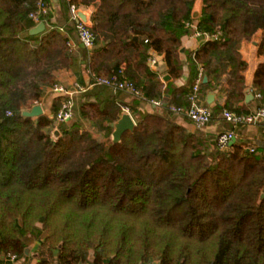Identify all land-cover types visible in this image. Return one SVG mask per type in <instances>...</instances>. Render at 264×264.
I'll return each instance as SVG.
<instances>
[{
	"label": "trees",
	"instance_id": "trees-1",
	"mask_svg": "<svg viewBox=\"0 0 264 264\" xmlns=\"http://www.w3.org/2000/svg\"><path fill=\"white\" fill-rule=\"evenodd\" d=\"M60 1L64 23L50 15L46 31L31 36L38 0H0V257H25L42 242L39 264H264V158L245 143L220 149L218 136L188 131L170 110L188 105L200 77L201 104L210 92L227 97L213 114L264 108V63L254 76L256 107L231 105L245 98L243 43L258 39L264 56V0H201L197 20L200 0H70L77 9L96 6L85 71L122 73L144 98L131 96L127 105L125 92L95 86L81 93L74 118L56 126L49 115L23 113L44 101L56 73L81 67L79 52L86 53L67 45L76 28ZM187 22L219 38L190 54L189 87L178 104L165 98L148 62L152 53L164 56L168 73L182 75ZM225 66L231 72L219 88ZM52 96L55 115L64 96ZM153 100L163 103L159 111L140 110ZM127 108L137 126L114 144L111 124ZM229 125L234 134L247 128Z\"/></svg>",
	"mask_w": 264,
	"mask_h": 264
},
{
	"label": "crops",
	"instance_id": "crops-1",
	"mask_svg": "<svg viewBox=\"0 0 264 264\" xmlns=\"http://www.w3.org/2000/svg\"><path fill=\"white\" fill-rule=\"evenodd\" d=\"M65 2H67V4H69V14L71 15L70 9H71V4H70V0H65ZM52 3V22H54L55 24L58 22V19L61 21V23H64L62 20V12H61V1L60 0H51ZM199 9V16L198 18L201 16V12H202V1H198L194 7L193 10V18H194V12L196 11V9ZM91 8H96V6L94 5L93 7L87 8L84 6H81L78 8V11H82L84 13H86L89 17V23L90 25H92V15L93 12L91 11ZM198 18H194L195 20H197ZM61 28L62 25H59ZM64 26V25H63ZM67 30H66V33ZM260 36V35H259ZM69 37L70 40L73 44V46L75 47V49L78 50H84L86 53L84 54V56H82L83 54H81L79 52V61H80V65L81 67H77L73 70H61L58 73H56V77L58 79V84L64 86L65 88L69 89V90H73L75 84H80V80H84L85 86H89L91 79L90 76L88 75V71H85V69L83 68V66H85L86 61H89L92 50H88V49H83L82 48V44L79 41L78 38V34L76 32V30L72 33H69ZM182 45L180 48V59L181 62L183 63V72L182 75L177 78L174 79L169 73L168 70L165 74H159L153 71V68L155 67H151L149 62L148 65L151 68V70L158 74V80L161 82L162 86V91L164 92V96L165 98L170 101V102H176V103H181L183 101H185L183 99V97H181V93L183 90H185L186 88H188L189 86V81H190V76H191V72H190V68H189V56L191 53H193L194 51L198 50L202 44L204 43L202 40L196 39L194 37H192V35L190 36H186L182 38ZM255 42H259L258 39H255L252 42H245L243 43L242 49H241V54L242 57L244 59V61H246L248 63V70L245 73V83H246V88H250L251 89V93L254 95V99L252 101H250L249 103H246V94L244 91V101H240L237 102L235 99L231 100V105L235 106V107H239L242 108L246 105H250V109H254V107H256V95H255V89H254V76L255 73L259 67V65H261L262 63H264V56H260L258 54L257 51V47L255 45ZM164 57V56H163ZM165 58V57H164ZM166 63V61H165ZM158 65V64H157ZM168 67V66H167ZM231 72V68L229 66H225L222 68V74H221V81L218 83L219 84V88H222L224 86L225 81L227 80V78L229 77V73ZM168 76L170 77L168 80H166L168 78ZM93 89V88H91ZM90 89V90H91ZM52 91L51 89L47 91V97L44 99V101L37 105V106H41L43 109V115H49V117L51 119H53L54 114H52V107L54 104V99L55 97L52 96ZM210 93H214L215 94V99L214 102L209 105L207 100H208V96ZM205 96V103L207 106H210L212 108V106H223L226 101H227V97L223 96L221 93L219 92H210ZM50 95V96H49ZM82 94H76L75 96V109L78 110V106H79V102H80V98H81ZM120 98L122 100V102H124L127 105H130L133 101V98L127 94V93H122L120 94ZM140 110L142 111H146L149 113H154L156 111H159L158 109H155L153 106L146 104L144 107H141ZM229 110V109H228ZM231 111V110H230ZM233 112V111H232ZM124 113H129L130 109H124ZM123 113V114H124ZM236 113V112H235ZM132 118L134 119V121L136 122L134 116L131 114ZM172 118L175 120V122L183 127H185L186 129H188V131L190 132H195V133H199L202 134L204 137L208 138V139H212L215 140L217 138L218 135L225 133L227 131L232 130L231 125H229L222 117V113L221 114H214V119L213 121L206 127L204 128H198L196 127L186 116H182V115H172ZM59 126V125H58ZM235 135H236V142L239 143H245L250 147H254L257 150V156L259 158H264V126L263 125H256V126H249L247 128H241L235 131ZM42 242H36L34 244H32L28 249H30L29 254H25V257H19V258H13V257H0V264H39L40 261V247H41Z\"/></svg>",
	"mask_w": 264,
	"mask_h": 264
},
{
	"label": "built area",
	"instance_id": "built-area-1",
	"mask_svg": "<svg viewBox=\"0 0 264 264\" xmlns=\"http://www.w3.org/2000/svg\"><path fill=\"white\" fill-rule=\"evenodd\" d=\"M52 3L48 0H38L37 8L29 14V19L32 20L36 26L41 23H45L44 20L49 18L52 14ZM71 20L75 23L76 32L78 34L79 41L88 50H93L96 44V36L92 32V26L82 22L78 16V9L75 6H71ZM186 26L192 29V37L202 40L203 42L217 40L219 34L210 35L208 33H202L198 30L197 24L193 22H187ZM58 31L62 34L66 33L65 28H58ZM67 45L74 48L71 41H68ZM154 53L149 60L151 67L157 66L158 62ZM90 76L91 82L89 86H82L75 84L73 90H69L62 85H55L51 88V91L56 94H61L64 99L57 113L53 116L55 125L66 124L70 122L75 116V96L81 94L87 90L95 87L102 86L116 91H122L130 96L137 98H144L143 93L135 86L134 83L123 80L122 73L114 75L112 77H100L93 74L91 71L87 72ZM202 85V78L200 77L193 86L189 97L187 106H172L171 112L175 115L186 116L196 127L204 128L208 126L213 120V110L210 106L200 103V91ZM259 97V95H258ZM149 105L155 109H161L163 103L160 100H153L148 102ZM223 119L232 125L249 127L256 125L264 126V108H258L257 110L249 114H238L228 109H224L222 113ZM236 139V135L233 132H225L218 135L217 145L220 149L226 150L230 143ZM248 152L254 153L255 149H248Z\"/></svg>",
	"mask_w": 264,
	"mask_h": 264
},
{
	"label": "water",
	"instance_id": "water-1",
	"mask_svg": "<svg viewBox=\"0 0 264 264\" xmlns=\"http://www.w3.org/2000/svg\"><path fill=\"white\" fill-rule=\"evenodd\" d=\"M91 11H94V8H91ZM78 16L79 19L86 23L89 24V17L86 13L82 12V11H78ZM199 16V9L197 7L196 11L194 12V18H198ZM46 31V24L45 23H41L38 26H36L35 28H33L30 31V35L31 36H38L43 34ZM138 38H135V41H137ZM259 42H255V45L258 46ZM83 49H86L84 45H82ZM158 65L153 68V71L159 74H165L168 70L167 64L165 63V58L163 56H156ZM170 77L168 76V78L166 80H168ZM204 84L208 83V78L205 77L203 80ZM245 94H246V103H249L250 101H252L254 99V95L251 93V89L247 88L245 90ZM215 99V94L214 93H210L208 96V104L211 105L214 102ZM43 115V109L41 106H35L31 111H27L23 113V116L27 117V118H39L40 116ZM137 124L134 121V119L132 118L131 114L129 113H124L122 115V117L120 118L119 121H117L116 123L111 124V127L113 128V133H112V142L114 144H119L122 141V137L126 132H134L135 128H136ZM55 138H58L60 136V132L56 131L54 134ZM236 139L230 143L229 147L226 149V151H229L230 148L233 146V144L235 143ZM264 198V196L262 197ZM30 252V249L26 250V254L28 255Z\"/></svg>",
	"mask_w": 264,
	"mask_h": 264
},
{
	"label": "rangeland",
	"instance_id": "rangeland-1",
	"mask_svg": "<svg viewBox=\"0 0 264 264\" xmlns=\"http://www.w3.org/2000/svg\"><path fill=\"white\" fill-rule=\"evenodd\" d=\"M175 115V114H174ZM188 130V129H187ZM55 134V133H54ZM54 138H55V136H54ZM263 197V196H262Z\"/></svg>",
	"mask_w": 264,
	"mask_h": 264
}]
</instances>
